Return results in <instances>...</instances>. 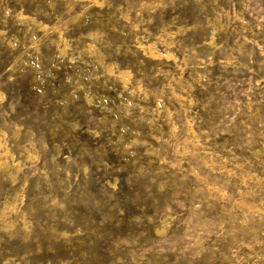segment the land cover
<instances>
[{
  "label": "rangeland",
  "instance_id": "rangeland-1",
  "mask_svg": "<svg viewBox=\"0 0 264 264\" xmlns=\"http://www.w3.org/2000/svg\"><path fill=\"white\" fill-rule=\"evenodd\" d=\"M0 264H264V0H0Z\"/></svg>",
  "mask_w": 264,
  "mask_h": 264
},
{
  "label": "bare ground",
  "instance_id": "bare-ground-1",
  "mask_svg": "<svg viewBox=\"0 0 264 264\" xmlns=\"http://www.w3.org/2000/svg\"><path fill=\"white\" fill-rule=\"evenodd\" d=\"M137 44H138V43H137ZM137 44H136V45H137ZM151 44H152V43H151ZM138 45H139V44H138ZM139 46L143 47L142 45H139ZM144 46L146 47V45H144ZM147 46H149V45L147 44ZM139 48H140V47H139ZM151 48H152V47H151ZM151 48H150V46H149V49H147V48H146V49L148 50L149 55H154V53H153V51H152ZM144 49H145V48H144ZM153 49H154V48H153ZM141 50H143V49H141ZM147 50H146V52H147ZM154 51H155V50H154ZM148 53H147V54H148ZM155 53H157V52H155ZM155 55H156V54H155ZM151 57H152V56H151ZM119 73H120V72H119ZM119 76H120V78L123 79L124 76H125V73L122 72V73L119 74ZM126 80H127V79H126ZM120 81H121V80H120ZM175 96H176V95H175ZM175 98H176V97H175ZM16 171H17V170H16ZM249 207H250V206H249Z\"/></svg>",
  "mask_w": 264,
  "mask_h": 264
}]
</instances>
